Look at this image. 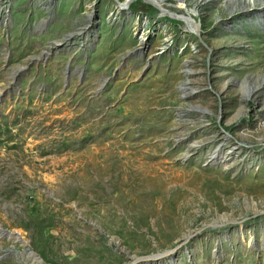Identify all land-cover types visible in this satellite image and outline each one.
Returning a JSON list of instances; mask_svg holds the SVG:
<instances>
[{
    "label": "rangeland",
    "instance_id": "374dc122",
    "mask_svg": "<svg viewBox=\"0 0 264 264\" xmlns=\"http://www.w3.org/2000/svg\"><path fill=\"white\" fill-rule=\"evenodd\" d=\"M232 1L0 0V228L41 260L0 264H264V0Z\"/></svg>",
    "mask_w": 264,
    "mask_h": 264
},
{
    "label": "water",
    "instance_id": "95a60500",
    "mask_svg": "<svg viewBox=\"0 0 264 264\" xmlns=\"http://www.w3.org/2000/svg\"><path fill=\"white\" fill-rule=\"evenodd\" d=\"M115 1H116L117 4H119V0H115ZM132 1H133V0H126V6H129L128 4H130ZM143 1L147 2V0H143ZM147 3L154 5V4H153L152 2H150V1L147 2ZM126 6H125V7H126ZM154 6H155V5H154ZM156 7H157V6H156ZM122 9H123V8H122ZM158 9H159V8H158ZM199 39H200V41L205 45V42L203 41V39H202L201 37H199ZM57 45H58V46H61V43H57ZM208 57H209V55H208ZM121 65H122V64H121ZM121 65L117 66V67L114 69L112 77H110V78H106V79L104 80V82L101 84V86H103V85H104L109 79H115V78H116L118 72L121 70ZM21 69H22V68H21ZM146 69H147V67L144 68L143 71H145ZM186 84H187V81L184 82V85H186ZM255 90H256V89H255ZM255 90H253L252 92H254ZM191 92H194V90L191 91ZM216 95L219 96V93H216ZM250 96H251V95H250ZM0 232H3V233L9 232V233H10V230H6V229H2V228H0ZM12 232H14V231H12ZM15 233H16V232H15ZM189 237H190V235L184 237V238H185L184 241H186ZM24 243H25V247H26V249H27L26 252H27V253H30L31 255H34L35 257H38V256H36V254H35L31 249H29L28 244H27V241H25ZM180 246H181V244L178 245V246H175L174 248H172V249H170V250H168V251L159 252V253L150 254V255H145V256H141V257H136V258L133 260V262H132L131 264H139L143 259H148V257H155V258H159V259H160V258H166V259L168 260V264H172V263H173V261H172V257L175 255L176 251L179 249ZM24 252H25V251H24ZM38 259H39V257H38ZM157 260H158V259H157ZM39 261H41V260L39 259Z\"/></svg>",
    "mask_w": 264,
    "mask_h": 264
},
{
    "label": "bare ground",
    "instance_id": "6f19581e",
    "mask_svg": "<svg viewBox=\"0 0 264 264\" xmlns=\"http://www.w3.org/2000/svg\"><path fill=\"white\" fill-rule=\"evenodd\" d=\"M133 1H135V0H133ZM132 1V2H133ZM148 2L149 1H151L154 5H156L158 8H159V4H162L163 3V0H147ZM234 1V0H233ZM232 1V2H233ZM242 1V0H241ZM248 2H251L252 0H247ZM131 2V3H132ZM244 4H245V1H242ZM130 3V4H131ZM181 3V2H180ZM234 3H236L235 1H234ZM263 3V2H262ZM130 4H128V5H130ZM116 5H117V9L118 10H124V9H127L128 8V6H126V0L125 1H123V2H121V1H119V4H117L116 3ZM126 6V7H125ZM177 6L178 7H182V8H184V9H186V11L187 12H190V14H191V16L192 17H194V20H196L195 19V16L197 15V10L195 9V8H192V9H189V8H187L186 7V5H183V4H177ZM123 8V9H122ZM255 10V9H254ZM256 12H257V16H258V19L260 18V16L262 15V13H264V6H261V7H258V8H256ZM143 39V38H142ZM184 85V84H183ZM187 85V84H186ZM193 91V90H192ZM245 96L246 97H248L249 96V94H246V95H244L242 98H245ZM212 156L214 157V156H216V152H214L213 154H212ZM0 233H2L3 234V232H0ZM4 235H6L5 237L6 238H11V239H14V241H18V242H20V243H22V244H24L25 245V241H24V239L19 235V234H17V233H14V232H6V234H4ZM12 235H17V236H19V237H12ZM29 255H31L30 253H28ZM34 256V255H33ZM158 259V260H157ZM163 258H155V257H148V259H143L139 264H149L150 262H155V261H161Z\"/></svg>",
    "mask_w": 264,
    "mask_h": 264
}]
</instances>
